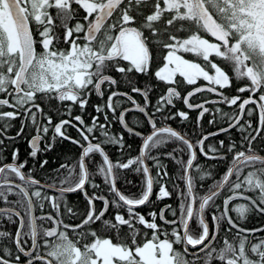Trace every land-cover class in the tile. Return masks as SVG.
I'll list each match as a JSON object with an SVG mask.
<instances>
[{
  "label": "snow or ice",
  "instance_id": "1",
  "mask_svg": "<svg viewBox=\"0 0 264 264\" xmlns=\"http://www.w3.org/2000/svg\"><path fill=\"white\" fill-rule=\"evenodd\" d=\"M187 86L186 94L178 90ZM205 92L216 99L193 102ZM93 94L103 103L93 105L89 123L83 114ZM45 101L55 102L57 122ZM176 101L188 111H173ZM197 110L194 142L166 123L187 121ZM132 112L143 115L148 134L138 120L130 126ZM205 114L212 115L208 124L216 125L219 114L227 126L205 132ZM17 119L19 130L9 135ZM114 122L119 134L109 131ZM28 127L35 130L28 140L33 159L50 131L43 151L59 139L77 146L78 157L44 182L25 171L19 148L4 162L9 144ZM232 130L239 140L206 144ZM125 135L142 141L138 155H126L132 145ZM258 140L264 141V0H0V223L16 225L14 233L0 229V264H264V236H257L264 226H243L253 214L264 216ZM109 145L121 158H110ZM198 154L228 166L217 179L215 165L202 166ZM162 158L179 166L183 186L169 189ZM47 164L41 161L40 169ZM125 170L142 175L138 193L118 187ZM72 193L83 196L82 211L69 204ZM173 195L176 208L138 211Z\"/></svg>",
  "mask_w": 264,
  "mask_h": 264
},
{
  "label": "trees",
  "instance_id": "2",
  "mask_svg": "<svg viewBox=\"0 0 264 264\" xmlns=\"http://www.w3.org/2000/svg\"><path fill=\"white\" fill-rule=\"evenodd\" d=\"M179 35L183 36L185 35L183 32L179 33ZM160 54L157 53V56H159ZM185 58L186 59H196L195 57H193L191 54H185ZM156 64L153 65V70H155L156 68ZM138 79L141 80V82L144 81V77L140 76L138 77ZM180 79V78H178ZM153 83H155V81H153ZM199 83H206L204 81H200ZM164 85L161 83L159 85V88L155 91H153V93H151V98L153 103L155 102L156 98L158 95L161 94V92L164 90ZM192 86H187V87H181L178 90L182 91V94H185ZM121 90H126V89H121ZM227 94H234V90H226ZM245 96L248 95L247 93L244 94ZM211 96H213L212 94L209 93H201V94H197L196 97L193 98V102H198L201 101L203 98L207 97L210 98ZM123 99V98H120ZM47 103V101H45ZM97 103H103L102 100H100L99 97H97L95 94L92 95V104H97ZM125 103V102H124ZM176 108L173 109V111H176L177 109L179 110H185L187 111V109L184 107V105L182 104V101H176ZM124 105V104H123ZM211 109H215L216 107H218V105H209ZM89 107H87L86 112L83 114L84 118L87 122L90 123V120L88 119L87 115H88V109ZM76 113H80V109L78 107L74 108ZM90 110L92 112L95 113L94 108H90ZM223 111L225 112H231L232 110L229 109L226 105L223 108ZM48 112L50 113V115L54 116L55 118L58 117L56 115V105L55 102H53L52 106L49 107ZM189 120L187 121H181L179 117H177L176 120L174 121H167L166 123L170 124L171 126L175 127L178 131H181L182 133H187L188 137L193 140V142L195 141L196 136L199 134V129L196 128V115L193 114L192 111H189ZM127 121L129 122L130 125H132L133 127H136V121H140V125H139V130L144 132L145 134L148 133L150 131L149 126L146 124L144 117L142 114L137 113V112H132L129 113L126 116ZM212 119V115L210 114H205V117L203 119V121L201 122L203 125V130L205 132H209L212 131L214 129H216L217 127L220 126H224L226 125V123L220 119L219 114H216V120H217V124L216 125H210L208 124V120ZM101 122H103V116L101 115ZM256 120L255 118H253V124L255 126ZM158 126H161L158 124ZM110 132L112 133H116L119 134L121 131V127L119 125V123H113L112 127L109 129ZM97 135H99V133H97ZM229 139H234V140H239V133H237L235 130H232V132L230 134H222L220 136H217L215 138H213L210 141H207V143H216L218 144L219 140H224L226 143H228ZM125 140L127 141V143L131 144L132 147L129 150L128 153H126V155H131V156H135L138 153V146L140 143V139L139 138H134V137H130L125 135ZM261 141L260 142H256L254 147L258 148L259 146H261ZM173 147H176L175 144L172 145H167L165 146L163 149H157V150H153V155L156 154L157 151H171V149ZM105 151L108 152L109 156L111 159H113V161H115L120 157V151L118 149L117 146H107L105 148ZM74 154L75 159L78 157V147H74L71 143L69 142H64L61 141L59 139H57V141L55 142V147L52 149L51 153L47 156V160L48 162L53 161V160H59V159H64L65 157H68V155H72ZM98 161L100 160V158L97 156L96 158ZM163 159V158H162ZM184 159H187V155L184 156ZM198 161L202 166H209V165H215V167L213 168V172L216 175V178H219V175H222L223 172L226 170L227 166H228V161H220V162H213V161H206L204 159L203 156H199L198 154ZM163 163L167 166L168 172H169V177L170 179L168 180V187L171 190L172 189V185L175 184H180L181 186H183V182L179 179V175L180 170H179V166L174 163L171 160L168 159H163ZM149 164L151 165V162H149ZM155 174V170H153V175ZM195 174V173H194ZM142 180L143 177L140 174H136L135 172L132 171H127L125 170V172L122 174V177L118 183V187L120 188V190L122 192H124L125 194H130V193H138L140 191L141 188V184H142ZM125 181H131V183H126ZM97 182H99V178L97 179ZM211 181H205L204 183H210ZM91 190V189H89ZM106 190V189H105ZM155 191H158V185L155 187L154 189ZM70 200L68 201L69 204L74 208V209H80L81 211L83 210V208L85 207V201L83 199V196L80 193H72L68 195ZM153 200H155V196L152 197ZM167 201L169 203H172V205L176 208L178 205V201L175 197V195H173V197L171 199H165L163 201H157L155 203V205H147V206H142L141 208L144 210V214L147 215V213L151 210H157L158 206L164 202ZM2 205V204H0ZM8 225L9 224H3L0 223V229H4L6 228V230L9 231L8 229ZM96 228V226H94ZM98 234H104L103 233V229H100V232H98ZM70 238L75 239V237L72 235V233H69Z\"/></svg>",
  "mask_w": 264,
  "mask_h": 264
},
{
  "label": "flooded vegetation",
  "instance_id": "3",
  "mask_svg": "<svg viewBox=\"0 0 264 264\" xmlns=\"http://www.w3.org/2000/svg\"><path fill=\"white\" fill-rule=\"evenodd\" d=\"M203 84V83H201ZM191 89V88H190ZM189 89V90H190ZM188 90V91H189ZM186 94V93H185ZM247 96V95H246ZM106 99V97H105ZM135 99H137V101L139 102H142V99L141 97H139L138 95L135 96ZM209 99H216L215 96H211ZM200 102V101H198ZM183 104V103H182ZM93 105L92 104V97H91V100H90V103H89V110H88V119L90 120V117L92 115H96V113L92 112L90 110V108H93ZM130 103L126 102L124 103V107H127L129 106ZM208 107H210L209 105H207ZM225 105H218V107H221V108H224ZM3 111H9L11 109H8L7 107L3 108L2 109ZM49 110V107L47 106V103L45 102V111L48 112ZM94 111V110H93ZM188 111V110H187ZM193 114L198 115V110L197 111H192ZM49 113V112H48ZM50 114V113H49ZM73 114H80V113H76L75 110L73 111ZM53 117V122H57L59 117ZM66 118V117H65ZM13 123V127L9 130V135H12V136H15L16 132L19 130V126H20V120L17 119L15 121L12 122ZM120 125V124H119ZM224 126H227V125H224ZM173 127V126H172ZM174 129H176L175 127H173ZM177 130V129H176ZM216 129L212 130V131H215ZM68 131V134L70 136H72L73 138H79L78 137V134L76 132V130L74 128H68L67 129ZM178 131V130H177ZM35 135V130L32 129L31 127H28L25 129V133L23 136H21L20 138H18L14 143L12 144H9V148L8 150L4 153L5 157L7 158L4 162H11V151L13 149V147L15 148H19L20 150V160L23 161V160H27L28 161V166L27 168L25 169V171H28L29 169H33L34 170V174L36 176L37 179H41V182H44L45 179H47L48 176L52 175L53 174V170L58 168L62 163H68V164H71L72 162H74L75 160V156L74 154L72 155H68V157H65L64 159H59V160H53V161H50L48 162L47 165H45V168L44 169H40L39 167V164L41 161L43 160H47V156L51 153V151H43L44 149V146H45V143H51V136H52V132L50 131L48 136L45 137V140L44 141H41L40 143V148H41V151L38 152V155L35 159H33L32 157L29 156V152H30V149H29V145H28V140L31 139V137ZM64 142H69V141H64ZM257 142H260V140H258ZM6 144H8L9 142L8 141H5ZM70 143V142H69ZM261 146H259L257 149H264V141H261ZM73 145V144H72ZM74 147H77L75 145H73ZM80 153V149L78 148V155ZM89 192H91V190H89ZM50 195H53L55 193H49ZM69 194H66L67 196V200L69 201L70 198L68 196ZM164 204H170L172 205V203H169L167 201H164L162 202L157 210L159 208H161V206H163ZM3 205H0V207H2ZM97 206L100 207V204L99 202H97ZM173 208H175L173 205H172ZM49 209L46 208V211H48ZM138 211H141L142 214H144V210L142 208L138 209ZM37 215L40 214L39 210L37 209V212H36ZM169 218H171L169 216ZM264 224V216H258V215H251L246 221L243 222V226L244 227H247V228H254V227H257V226H261ZM8 229L9 231L11 232H15V229H16V225H13V224H9L8 225ZM125 231H127V229H125ZM221 236H223V232L221 233ZM257 236L258 237H261V236H264V233H257ZM231 239V237H229ZM178 247V246H177Z\"/></svg>",
  "mask_w": 264,
  "mask_h": 264
},
{
  "label": "bare ground",
  "instance_id": "4",
  "mask_svg": "<svg viewBox=\"0 0 264 264\" xmlns=\"http://www.w3.org/2000/svg\"><path fill=\"white\" fill-rule=\"evenodd\" d=\"M130 126H132V125H130ZM121 127V126H120ZM139 130V129H138ZM150 132V131H149ZM148 132V133H149ZM148 133H146V134H148ZM141 143H142V141L140 140V143H139V146H138V153H139V148H140V145H141ZM138 153H137V155H138ZM165 205V204H164ZM163 205V206H164ZM163 206H161V207H163ZM96 226V228H98V229H101V226L99 225V224H97V225H95ZM262 226H264V224L263 225H261V226H257V227H262ZM257 227H254V228H257ZM230 239V238H229Z\"/></svg>",
  "mask_w": 264,
  "mask_h": 264
},
{
  "label": "water",
  "instance_id": "5",
  "mask_svg": "<svg viewBox=\"0 0 264 264\" xmlns=\"http://www.w3.org/2000/svg\"><path fill=\"white\" fill-rule=\"evenodd\" d=\"M190 90H191V89H190ZM190 90H189V91H190ZM130 106H131V105H129V106H127V107H130ZM225 127H226V126H225Z\"/></svg>",
  "mask_w": 264,
  "mask_h": 264
}]
</instances>
